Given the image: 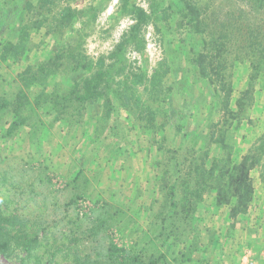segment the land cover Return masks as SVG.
I'll return each mask as SVG.
<instances>
[{
    "label": "trees",
    "instance_id": "16d2710c",
    "mask_svg": "<svg viewBox=\"0 0 264 264\" xmlns=\"http://www.w3.org/2000/svg\"><path fill=\"white\" fill-rule=\"evenodd\" d=\"M61 1L64 5L55 10ZM70 1L0 0V144L14 142L24 128L29 145L39 151L55 123L91 125L92 138L85 139L95 143L116 107L129 110L128 131L146 140L134 148L128 140L123 144L116 132L105 135L111 141L105 164L124 153L133 158L143 151L146 198L134 205L138 194L121 196L115 184L109 202L91 198L90 215L77 212L88 220L83 233H103L108 244L94 257L76 255L72 264H218L224 254L237 258L249 242L239 241L238 233L257 241L264 232L263 200L254 182L256 175L264 184V130L244 149L239 136L253 123L246 113L257 74L248 73L240 96L234 95L230 77L236 60L262 67L264 30L249 27L242 35L246 54L241 57L240 46L235 47L241 37L233 33L241 27L231 21L232 12L226 22L215 25L209 4L200 0H169L164 8V0H151L148 13L133 0H120V11L134 22L107 63L84 49L97 5L78 8ZM173 5L181 15L178 26L186 30L184 39L178 43L174 35H166L165 57L150 76L132 71L127 46L142 50L140 28L160 21L159 11L164 14ZM98 99L100 112L90 111L83 126L85 112ZM79 166L69 183L81 178L84 189L90 179ZM123 172L128 175L130 170L124 165ZM82 197L75 195L71 203ZM114 229L121 238L134 233L128 247L113 241ZM40 231L0 208V255L18 264H59L55 254L60 248L51 251ZM42 247L46 263L39 259Z\"/></svg>",
    "mask_w": 264,
    "mask_h": 264
},
{
    "label": "rangeland",
    "instance_id": "374dc122",
    "mask_svg": "<svg viewBox=\"0 0 264 264\" xmlns=\"http://www.w3.org/2000/svg\"><path fill=\"white\" fill-rule=\"evenodd\" d=\"M150 1L133 0L147 13L149 12ZM200 1L209 4L208 15L215 25L226 22L227 14L232 12L231 21H235V24H239L241 27V31L233 32L241 37L240 40L235 41V47L237 48L239 45L240 56L245 57L246 48L242 35L247 34L249 27L260 26L264 30V0ZM64 3V1L55 3L54 9L58 10L57 8ZM89 4L97 5L98 14L85 38L84 49L86 54L94 60L103 56L108 63L109 53L123 33L128 31L134 19L120 11V0L70 1L71 6L78 8ZM168 4L169 0H164L160 8L167 7ZM175 9L177 10V6H174L173 9L168 8L164 14L159 11L161 20L155 23L158 25L159 32L156 29L157 26L153 24L154 22H149L140 28L139 38L143 43L142 50H138L133 44L127 46L126 61L132 71L144 70L147 76H150L165 57L164 38L166 35H174L175 42L178 43L184 39L186 30L184 27L178 26V19L181 15L175 13ZM76 26L78 27V24ZM148 33L150 36L147 37ZM235 47L231 43L230 49L233 52H235ZM132 51L137 53L139 57L137 60L133 61L128 56L129 52ZM233 52L228 55L230 59L234 57ZM236 61L233 76L230 77L235 96H240L241 91L247 87L248 73L257 74L253 78L255 81L254 98H252L251 106L247 104L249 109L246 113L253 123L250 128H243L245 133L239 136L245 149L253 143L256 135L264 130V71H260V68H264V64H259L262 66L259 68L255 66L257 65L255 62L253 65L247 59ZM214 79L216 80V78ZM138 90L141 92L142 86H138ZM101 102L102 100L98 99L94 102L92 110L89 109V112H85L87 114H84L85 118H82L83 126L87 122L90 111L100 112L99 105ZM117 108L111 114L112 117L109 122L106 123L105 132L103 134L97 133L95 143L93 141L89 144L85 139L86 135L92 138L93 126L86 125V128L85 126L81 128L82 126L79 124L71 123L68 126L62 125V128L59 123H55L46 134L45 143H42L39 151L29 145L28 134L25 133L24 128L21 129L14 142H8L6 145L0 144V208L6 213H15L21 218L27 219L30 226L42 230L40 235L47 238L50 250L60 248L55 254V260L59 264H72L76 255L82 257L85 254H90L91 257H94L96 251L106 248L108 244V237L103 233L96 236L83 233L88 222L85 216H89L90 211L87 210L85 216H77L80 200L88 201V206L92 204L91 198L99 196L109 202L110 194L115 192L113 190L114 184L119 188L118 193L121 196H129L132 193L138 194L134 205L140 200L142 203L146 198V194H144V182L146 180L143 166L144 153L142 150L136 153V156H132L133 158H129V155L124 153L122 156L112 158V163L105 164L109 155L108 145L111 142L108 136H105L107 133H118V138L123 141V144L126 140L130 142L129 147L138 148L146 143L145 138L137 135L135 130L128 131L130 119L127 118V113H130L129 110ZM96 140L98 141L96 142ZM124 165L130 170L128 175L123 172ZM77 166L82 167L84 175L90 179L89 184L84 189L81 186V178L75 183H69L76 175ZM118 174L120 176H117ZM259 181L260 179L254 175L256 188L260 189L257 196H261V201L263 200L261 205L264 208V184ZM77 194H81L83 197L72 204L71 200ZM116 199L118 200V197ZM74 220L77 224H72L71 221ZM111 232L113 233L111 235L113 241L126 247L130 245L131 238L134 236V233L130 231V236L128 232L124 238H121L115 229ZM237 239L239 241L249 239V242L241 247L237 258L224 254L219 258L220 263L218 264H238L240 254L246 247L253 250L258 264H264V232L258 236L257 241L254 240L255 238H249L248 233H238ZM255 244L258 245L256 248ZM44 247L39 250L41 256L39 259L46 263L48 256L44 252ZM0 264L18 263L15 259L7 260L0 255Z\"/></svg>",
    "mask_w": 264,
    "mask_h": 264
},
{
    "label": "built area",
    "instance_id": "2783aa9c",
    "mask_svg": "<svg viewBox=\"0 0 264 264\" xmlns=\"http://www.w3.org/2000/svg\"><path fill=\"white\" fill-rule=\"evenodd\" d=\"M150 36V33L147 34V37ZM128 56H130L131 60H137L139 57L135 51L129 52ZM89 202L80 200L78 203L79 211L78 213L82 215L85 211L88 210ZM238 264H258L256 260L255 253L251 248H244L240 254Z\"/></svg>",
    "mask_w": 264,
    "mask_h": 264
},
{
    "label": "crops",
    "instance_id": "0c3cea01",
    "mask_svg": "<svg viewBox=\"0 0 264 264\" xmlns=\"http://www.w3.org/2000/svg\"><path fill=\"white\" fill-rule=\"evenodd\" d=\"M256 256V255H255Z\"/></svg>",
    "mask_w": 264,
    "mask_h": 264
}]
</instances>
